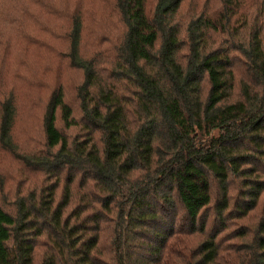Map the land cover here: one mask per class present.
Wrapping results in <instances>:
<instances>
[{
	"label": "trees",
	"instance_id": "1",
	"mask_svg": "<svg viewBox=\"0 0 264 264\" xmlns=\"http://www.w3.org/2000/svg\"><path fill=\"white\" fill-rule=\"evenodd\" d=\"M78 1L0 0L17 38L0 26V148L44 175L0 208V264H264V216L235 223L264 195V0L250 17L243 0H220L186 25L185 0L153 12L114 0L121 36L92 58ZM70 68L83 74L74 106ZM21 84L51 91L41 154L14 138ZM232 177L244 189L234 206Z\"/></svg>",
	"mask_w": 264,
	"mask_h": 264
},
{
	"label": "rangeland",
	"instance_id": "2",
	"mask_svg": "<svg viewBox=\"0 0 264 264\" xmlns=\"http://www.w3.org/2000/svg\"><path fill=\"white\" fill-rule=\"evenodd\" d=\"M69 1V0H67ZM81 10L84 12L83 17H85V32L83 36V49L82 53L87 58H92L97 55L98 51L105 52L109 49L107 43L109 40L118 39L122 33V25L119 22V16L117 10L115 9L114 0H80ZM65 3V2H64ZM73 4V3H72ZM157 0H148L147 9L149 12L155 10ZM220 7V0H185L181 10L178 13V20L186 25L187 22L193 16H198L202 13H210L215 11ZM243 9L246 10L244 16L249 17L252 14L259 12L261 8V0H243ZM80 9V8H79ZM254 14V15H255ZM37 16L42 19L43 22H47L48 16L43 13H38ZM2 21V16L0 14V26L5 27L7 30L5 33L16 41L17 38L13 33L15 28L11 29ZM62 26L66 29L69 25L67 22L61 21ZM242 30H245V24H239L237 26ZM33 29L31 23L25 26V31ZM13 31V32H12ZM102 44H96L98 41ZM21 42V41H20ZM106 43V44H105ZM96 48L100 49L97 50ZM63 50H67V47ZM31 66L26 72L28 75L35 74L37 58L34 55H29L27 57ZM42 64V63H41ZM38 70H41L38 68ZM63 70V69H62ZM64 77L62 78L65 84V89L68 93L70 102L74 106V91L78 84L81 83L83 74L80 71L74 69H68L63 71ZM18 93V125L15 130V141L19 145V150L21 153L32 154L43 152L45 146V132H44V119L47 108V100L50 94V90H40L36 87H27L23 84L19 87ZM79 117V110L76 111ZM60 128L68 133L71 137L77 136L80 133V129L72 128L66 130V128L60 123ZM35 153V154H36ZM44 179L42 172L35 171L22 162L17 160L11 153L6 152L0 148V208L5 210H12V204L17 197L21 195H26L30 192V188L35 186H41ZM230 192L233 197V203L241 202L243 191V183L239 179L231 178ZM216 194V190H214ZM216 200V196H215ZM264 216V195L262 197L259 207L252 212L246 219L237 220L235 223L238 226H246L248 229L253 230V228L258 224L260 219ZM235 225V224H234ZM233 229V227H231ZM201 236H194L189 239V247L194 250L195 247L201 240ZM41 247L38 252L44 251L43 244L46 240L44 238L38 241ZM230 243H226L228 246ZM37 264H40L41 258H37Z\"/></svg>",
	"mask_w": 264,
	"mask_h": 264
}]
</instances>
